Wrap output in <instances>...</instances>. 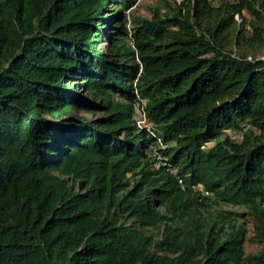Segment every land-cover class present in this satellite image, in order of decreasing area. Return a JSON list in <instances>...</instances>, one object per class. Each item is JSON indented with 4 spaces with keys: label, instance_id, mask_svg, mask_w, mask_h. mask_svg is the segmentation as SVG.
<instances>
[{
    "label": "trees",
    "instance_id": "1",
    "mask_svg": "<svg viewBox=\"0 0 264 264\" xmlns=\"http://www.w3.org/2000/svg\"><path fill=\"white\" fill-rule=\"evenodd\" d=\"M136 1L0 0V264H264V0Z\"/></svg>",
    "mask_w": 264,
    "mask_h": 264
},
{
    "label": "rangeland",
    "instance_id": "2",
    "mask_svg": "<svg viewBox=\"0 0 264 264\" xmlns=\"http://www.w3.org/2000/svg\"><path fill=\"white\" fill-rule=\"evenodd\" d=\"M213 4H218L221 0H209ZM157 0H137L134 6L131 8L132 13L135 14V16H138L140 18H151L152 17V10L156 6ZM126 14L128 15L129 12L127 11ZM247 15V14H245ZM240 21V20H239ZM106 40L103 41V45L101 46L102 52H108L110 49V44L105 42ZM255 56L258 57L261 60H264V49L261 51L255 52ZM74 83H80V81L75 80ZM80 95L83 96L84 99H89L90 98L87 96V94L84 92V90L80 89L77 91ZM76 114L78 117H84L89 119V121L92 120H98V119H103L104 115L99 114V115H94V114H89L84 111H76ZM247 129V127H246ZM245 129V130H246ZM244 132V131H243ZM226 136H229L233 140L240 142L242 140V132L241 131H227L225 132ZM247 222V228H248V239L244 243V251L247 256L253 255L257 252L260 251L261 247L259 245L253 244L249 239L252 237V221L246 217L245 218Z\"/></svg>",
    "mask_w": 264,
    "mask_h": 264
},
{
    "label": "built area",
    "instance_id": "3",
    "mask_svg": "<svg viewBox=\"0 0 264 264\" xmlns=\"http://www.w3.org/2000/svg\"><path fill=\"white\" fill-rule=\"evenodd\" d=\"M137 125L141 128L144 129L146 128L147 131H150V127L146 125V121H145V116L143 113L138 114V118H137ZM177 181L179 183V186L182 187V181L181 179L177 178ZM205 194H207L206 192H204Z\"/></svg>",
    "mask_w": 264,
    "mask_h": 264
}]
</instances>
